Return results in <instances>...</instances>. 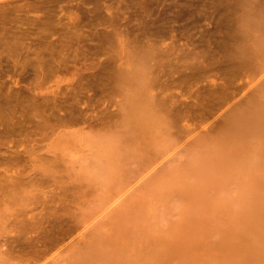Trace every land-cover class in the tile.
I'll return each mask as SVG.
<instances>
[{"label": "rangeland", "instance_id": "obj_1", "mask_svg": "<svg viewBox=\"0 0 264 264\" xmlns=\"http://www.w3.org/2000/svg\"><path fill=\"white\" fill-rule=\"evenodd\" d=\"M43 1L53 51L0 43V264H264V0Z\"/></svg>", "mask_w": 264, "mask_h": 264}, {"label": "bare ground", "instance_id": "obj_2", "mask_svg": "<svg viewBox=\"0 0 264 264\" xmlns=\"http://www.w3.org/2000/svg\"><path fill=\"white\" fill-rule=\"evenodd\" d=\"M6 1V0H5ZM12 1V0H11ZM36 1H38L40 4H41V2L43 1H41V0H36ZM36 1H31V3H24L23 5H19V4H10L11 2H5V3H0V43L1 44H4V46H5V48L7 47V49L8 50H12V51H14L15 49L17 50V48L20 50V47L21 46H24L23 47V49H21L20 51H25L26 53H30V52H32L33 51V53L35 52V54H37L38 52L39 53H41V55H45V53H43L44 51H46V50H48V49H51L49 46L50 45H52L53 43H54V41H51V44H50V40H47V37H49V35L48 34H50V33H48L49 32V30H48V26H51L52 25V27H54L53 26V24H56L57 25V21H56V23L54 22L55 21V18L52 20V18H53V14H51V9H48V7L47 8H45L44 10H45V14H43V16H40V17H36V18H32V17H29L30 15H28V12L30 11V10H32L34 7V5H35V7H37L36 5H38V4H35V2ZM41 1V2H40ZM95 1V0H94ZM106 1V0H105ZM115 1H117V0H115ZM150 1V0H149ZM152 1H155V0H152ZM158 1V0H157ZM163 1H165V0H163ZM169 1V0H168ZM168 1H166V2H168ZM207 1V0H206ZM240 1V0H239ZM253 1V0H252ZM256 1V0H255ZM24 2H26V1H24ZM29 2V1H28ZM44 2V1H43ZM42 2V3H43ZM45 2H46V4L49 2V0H45ZM138 2V1H137ZM156 2V1H155ZM154 2V3H155ZM165 2V3H166ZM173 2V1H172ZM194 2V1H193ZM209 2H211V1H209ZM222 2V1H221ZM226 2H227V0H226ZM234 2V1H233ZM13 3V2H12ZM109 3V2H108ZM161 3V2H160ZM190 3V2H189ZM230 3V2H229ZM235 3V2H234ZM239 3V2H238ZM95 4H97L96 2H95ZM110 4V3H109ZM123 4H126V3H123ZM147 4H148V1H147ZM146 4V5H147ZM158 4V3H157ZM168 4V3H167ZM176 4V3H175ZM186 4H188L187 2L186 3H184V5H186ZM210 4H212V3H210ZM231 4V3H230ZM256 4H258V3H256ZM8 5H12V7H7ZM17 5V6H16ZM45 5V4H44ZM106 5V4H105ZM120 5V4H119ZM122 5V4H121ZM150 5V4H149ZM163 5H165V4H163ZM178 5V4H177ZM182 5V4H181ZM180 5V6H181ZM188 5H190V4H188ZM232 5V4H231ZM39 6V5H38ZM41 6V5H40ZM43 6V5H42ZM129 6V5H128ZM148 6V5H147ZM167 6V5H166ZM170 6H172V5H170ZM207 6V5H206ZM33 7V8H32ZM93 7V6H92ZM107 7V6H106ZM122 7H123V5H122ZM143 7V6H142ZM174 7H176L175 5H174ZM201 7V6H200ZM228 7H230V5L228 6ZM234 7H237V4L234 6ZM234 7H232V8H234ZM39 7H37V9H38ZM50 8H51V6H50ZM105 8V7H104ZM124 8H126V6L124 7ZM134 8V7H133ZM161 8V7H160ZM190 8H191V6H190ZM207 8V7H206ZM35 9V8H34ZM40 9H42V8H40ZM47 9H48V11H47ZM189 9V8H188ZM204 9V8H203ZM91 10V9H90ZM109 10V9H108ZM116 10H118V9H116ZM115 10V11H116ZM134 10V9H133ZM152 10V9H151ZM185 10V9H184ZM190 10V9H189ZM253 10V9H252ZM110 11V10H109ZM135 11L137 12V10L135 9ZM249 11V10H248ZM251 11V10H250ZM255 11V10H254ZM253 11V12H254ZM44 12V11H43ZM53 12V11H52ZM90 12V11H89ZM92 12V11H91ZM95 12L96 11H94L93 13L95 14ZM139 13V12H138ZM146 13V12H145ZM177 13V12H176ZM192 13V12H191ZM100 14V13H99ZM98 14V15H99ZM150 14V13H149ZM102 15V14H101ZM137 15V14H136ZM198 15V14H197ZM249 14H247L246 16H248ZM106 16V15H105ZM143 16V15H142ZM145 16H148V14L147 15H145ZM178 16V15H177ZM208 16V15H207ZM254 16V15H253ZM56 17V16H55ZM104 17V16H103ZM112 18H113V16H111ZM150 17V16H149ZM194 17H195V15H194ZM199 17V16H198ZM252 17V16H251ZM105 18V17H104ZM137 18V17H136ZM231 18V17H230ZM246 18V17H245ZM156 19V18H155ZM191 19H193V18H191ZM218 19H219V17H218ZM246 19H250V17L249 18H246ZM251 19H255V18H251ZM250 19V20H251ZM57 20V19H56ZM115 20H116V18H115ZM169 20V19H168ZM194 20V19H193ZM198 20V19H197ZM220 20V19H219ZM256 20V19H255ZM96 21V20H95ZM117 22L118 21H121V20H116ZM125 21H127V20H125ZM138 21V20H137ZM187 21H189L188 19H187ZM52 22H54L53 24H51L50 25V23H52ZM61 22V21H60ZM60 22L58 21V24H60ZM183 21H181V23H182ZM228 22V21H227ZM252 22V21H251ZM23 23H25V24H27L28 26H30L31 25V30H32V28H35V31L33 30V33L30 31V33L28 32V33H25L26 31H28V30H26V29H24V30H22V28H24V27H22V25L24 26L25 24H23ZM93 24H94V22H92ZM106 23V22H105ZM112 23V22H111ZM129 23H131V22H129ZM174 23H176L175 21H174ZM180 23V24H181ZM189 23H191V22H189ZM229 23V22H228ZM70 24V23H69ZM91 24V23H90ZM97 24V23H96ZM123 24V23H122ZM132 24V23H131ZM199 24V23H198ZM26 25V26H27ZM55 25V26H56ZM62 25H64V24H62ZM66 25V24H65ZM75 25H77V24H74V26ZM89 25V24H88ZM106 25H109L110 26V24H106ZM119 25V24H118ZM127 25V24H126ZM132 25H134V24H132ZM136 25V24H135ZM58 26V25H57ZM74 26H71V28H73ZM174 26V25H173ZM182 26V25H181ZM252 26V25H251ZM70 27V26H69ZM107 27V26H106ZM127 27V26H126ZM132 27V26H131ZM136 27V26H135ZM38 28V29H37ZM115 28V27H114ZM129 28V27H128ZM134 28V27H133ZM137 28V27H136ZM168 28V27H167ZM183 28V27H182ZM27 29H29V28H27ZM37 29V30H36ZM75 29V28H74ZM112 29V28H111ZM24 31V32H22V31ZM26 30V31H25ZM108 30H110L109 28L107 29V31ZM133 30H135V28L133 29ZM182 30V29H181ZM227 30H229V29H227ZM232 30V29H231ZM38 31V32H37ZM77 30H75V32H76ZM115 31H116V29H115ZM147 30H145V32H146ZM171 32L173 31H176V30H170ZM183 31V30H182ZM201 31V30H200ZM65 32V31H64ZM70 32V31H69ZM91 32V31H90ZM109 32V31H108ZM121 32V31H120ZM122 32H124L125 33V31H122ZM138 32H139V30H138ZM172 32V33H173ZM194 32H195V30H194ZM193 32V33H194ZM197 32H198V30H196V34H197ZM48 33V34H47ZM53 33V32H52ZM55 33V32H54ZM79 33V32H78ZM103 33V32H102ZM105 33V32H104ZM132 33V32H131ZM143 33V32H142ZM175 33V32H174ZM229 33V32H228ZM231 33V32H230ZM235 33V32H234ZM31 34V35H30ZM57 34V36H58V33H56ZM97 34V33H96ZM113 34H114V32H113ZM135 34V33H134ZM134 34H133V36H134ZM138 34V33H137ZM195 34V33H194ZM193 34V35H194ZM203 34H205V32L203 33ZM232 34V33H231ZM48 35V36H47ZM62 35V34H61ZM121 35V34H120ZM131 35V34H130ZM139 35V34H138ZM158 36H159V34H157ZM171 35V34H170ZM174 35V34H173ZM177 35V34H176ZM188 35V34H187ZM186 35V36H187ZM211 35V34H210ZM51 36V35H50ZM128 36V35H127ZM148 36V35H147ZM147 36H145V38L147 37ZM155 36V35H154ZM183 36H184V34H183ZM195 36V35H194ZM201 36V35H200ZM230 36V35H229ZM81 37V36H80ZM98 37V36H97ZM102 37V36H101ZM120 37V36H119ZM124 37V35L121 37L122 39H124L123 38ZM130 37V36H129ZM143 37V36H142ZM166 37V36H165ZM171 37V36H170ZM173 37V36H172ZM176 37V36H175ZM258 37V36H257ZM260 37V36H259ZM115 38H116V36H115ZM137 38V37H136ZM155 38V37H154ZM162 38H164V36H162ZM167 38H168V36H167ZM186 38L187 37H185V40H186ZM25 39H31V40H28L29 42L30 41H32V43H34V45L35 46H37V48H38V50H37V48L35 47V46H33V47H35V48H32L30 45H31V43H30V45H28V44H26L27 42V40L25 41ZM65 38H63V40H64ZM90 39V38H89ZM149 39H150V37H149ZM160 39V38H159ZM159 39H157V40H159ZM166 39V38H165ZM164 39V40H165ZM179 39H182L181 37L179 38ZM202 39V38H201ZM229 39V38H228ZM232 39V38H231ZM234 39V38H233ZM259 39H261V38H259ZM62 40V41H63ZM75 40V39H74ZM116 41H118V39L116 38L115 39ZM141 40H143V39H141ZM147 40V39H146ZM155 40V39H154ZM153 40V41H154ZM156 40V41H157ZM168 40V39H167ZM170 40H172V39H170ZM196 40V39H195ZM205 40V39H204ZM223 40V39H222ZM48 41V42H47ZM69 41H72V39L71 40H69ZM77 41V40H76ZM137 41V40H136ZM135 41V42H136ZM148 41V40H147ZM150 41V40H149ZM163 40L161 39L159 42H162ZM175 41V40H174ZM199 41V40H198ZM21 42L24 44H21ZM53 42V43H52ZM61 42V41H60ZM125 42V41H124ZM140 42V41H139ZM143 42V41H142ZM151 42V41H150ZM192 42H194V41H192ZM204 42V41H203ZM220 42H221V40H220ZM224 42H225V40H224ZM62 43V42H61ZM73 43V42H72ZM72 43H70V44H72ZM117 43V42H116ZM115 43V44H116ZM165 43V42H164ZM170 43V42H169ZM195 43V42H194ZM225 43H227V42H225ZM232 43V42H231ZM25 44H26V46H25ZM49 44V45H48ZM54 44H56V43H54ZM67 44V43H66ZM119 44V43H118ZM122 44V43H121ZM121 44H119V46H121ZM146 44V43H145ZM155 44H156V42H155ZM187 44H189V43H187ZM198 44H200V43H198ZM58 45V44H57ZM94 45V44H93ZM100 45H102V44H100ZM165 45V44H164ZM171 45V44H170ZM227 45V44H226ZM232 45H234V44H232ZM1 46V45H0ZM3 46V45H2ZM3 46V47H4ZM28 46V47H27ZM53 46V45H52ZM61 46V45H60ZM107 46V45H106ZM123 46V45H122ZM152 46H154V45H152ZM174 46V45H173ZM206 46H208V43H207V45H205V47ZM25 47H27V48H25ZM77 47H79V46H77ZM108 47V46H107ZM123 47H126L125 45L123 46ZM139 47H140V45H139ZM201 47H202V45H201ZM22 48V47H21ZM53 48H54V46L52 47V51H53ZM80 49H82V47H79ZM78 48V49H79ZM98 48V47H97ZM129 48V47H128ZM148 48V47H147ZM164 48V47H163ZM167 48V47H166ZM194 49L195 48H197L196 46L195 47H193ZM237 48V47H236ZM2 48H0V52L2 51L3 52V50L4 49H2ZM36 49V50H35ZM57 49V48H56ZM102 49V48H101ZM104 49V48H103ZM110 49V48H109ZM135 49H137V48H133L132 50H135ZM150 49V48H149ZM148 49V50H149ZM152 50H153V48H151ZM165 49V48H164ZM231 49V48H230ZM8 50L7 51H5V52H8ZM15 50V51H16ZM58 50V49H57ZM147 50V49H146ZM151 50V51H152ZM192 51H193V49H191ZM212 50V49H211ZM229 50V49H228ZM49 51V50H48ZM56 51V50H55ZM78 51V50H77ZM80 51V50H79ZM109 51V50H108ZM128 51L130 52L131 50H130V48L128 49ZM140 51H144V50H140ZM160 51H161V48H160ZM169 51V50H168ZM177 51H178V49H177ZM195 51V50H194ZM218 51V50H217ZM216 51V52H217ZM237 51H238V49H237ZM244 52H246L245 50H243ZM249 51V50H248ZM247 51V52H248ZM5 52L4 53H2V54H5ZM19 52V51H18ZM60 52V51H59ZM134 52V51H133ZM146 52V51H145ZM144 52V53H145ZM240 52H242V51H238V53H240ZM14 54H16L17 52H13ZM21 54H22V52H20ZM32 53V54H33ZM43 53V54H42ZM53 53H55V52H53ZM134 53H139V52H134ZM150 53V52H149ZM151 53H153V52H151ZM173 53H175V52H173ZM235 53V52H234ZM14 54H13V56H14ZM25 54V53H24ZM23 54V55H24ZM34 54V55H35ZM155 54V53H154ZM160 54H162L161 52H160ZM178 54V53H177ZM229 54H231L230 56H232V53H229ZM1 55V54H0ZM10 55V54H9ZM17 55V54H16ZM19 55V54H18ZM38 55V54H37ZM58 55V54H57ZM142 55V54H141ZM148 55V54H147ZM153 55V54H152ZM159 55V54H158ZM164 55H166V54H164ZM237 55V54H236ZM240 55L241 54H239V56L238 57H240ZM36 56V55H35ZM60 56V55H59ZM127 56V55H126ZM143 56H146V54L144 55L143 54ZM150 55H148L147 57H149ZM155 56V55H154ZM8 57V56H7ZM33 57V56H32ZM39 57V56H38ZM38 57H36L37 59H39V60H41L42 61V59H40V57L38 58ZM42 57V56H41ZM50 57V56H49ZM52 57H55L54 55L52 56ZM168 57H170V60H172L171 59V57H173V56H168ZM10 58V57H9ZM44 58V57H43ZM46 58V57H45ZM59 58V57H58ZM110 58V57H109ZM127 58V57H126ZM132 58H133V56H132ZM150 59L151 58H153L152 56L151 57H149ZM166 58V57H165ZM210 58H211V56H210ZM242 58V55H241V57L239 58L240 60H241V62H243L242 60L243 59H241ZM14 59V58H13ZM22 59V58H21ZM35 59V58H34ZM148 59V58H147ZM154 59H155V57H154ZM154 59H152V60H154ZM167 59V58H166ZM212 59V58H211ZM230 59V58H229ZM232 59H233V57H232ZM231 59V60H232ZM239 59H237V61H240ZM12 60V59H11ZM10 60V61H11ZM44 60V59H43ZM48 60V59H47ZM61 60V59H60ZM124 60V59H123ZM133 60H134V58H133ZM218 60H220V59H218ZM225 60H228V59H225ZM13 61H15V60H13ZM22 61V60H21ZM37 60H35V62H36ZM131 61V60H130ZM155 61H156V59H155ZM175 61V60H174ZM216 61V60H215ZM233 61H235V59H233L232 61H227V62H232L231 64L233 65ZM235 62L234 64H236V63H238V62ZM26 62V61H25ZM40 61H38V62H36V63H39ZM50 62H52L51 60H50ZM59 62V61H58ZM64 62V61H63ZM139 62H140V60H139ZM139 62H136V65H138L139 64ZM150 62V61H149ZM41 63V62H40ZM45 63V62H44ZM60 63V62H59ZM109 63V62H108ZM152 62H150L149 63V65H147V66H149L150 67V64H151ZM172 63H174V62H172ZM215 63H217V62H215ZM223 63H225V62H223ZM222 63V64H223ZM245 63V62H244ZM15 64V63H14ZM20 64V63H19ZM25 64V63H24ZM29 64V63H28ZM32 64V63H31ZM48 64H50V63H48ZM55 64V63H54ZM121 64V63H120ZM147 64V63H146ZM146 64H144V65H146ZM177 64H178V62H177ZM230 64V65H231ZM240 63H238V65H239ZM53 65V64H52ZM56 65V64H55ZM130 65V64H129ZM131 65H133V64H131ZM144 65H142V66H144ZM170 65H172V64H170ZM188 65V64H187ZM193 65H195L194 63H193ZM202 65V64H201ZM225 65H227V64H225ZM243 65H245V64H240V66L239 67H241V66H243ZM19 66V65H18ZM34 66V65H33ZM33 66H32V68H33ZM42 66H45V64H43ZM40 67V68H44V67ZM108 66H111V65H108ZM127 66V64L124 66V67H126ZM153 66V65H152ZM191 66V65H190ZM200 66V65H199ZM212 66V65H211ZM210 66V67H211ZM221 66V65H220ZM46 67V66H45ZM145 67V66H144ZM153 67H155V66H153ZM188 66H186V68H187ZM192 67H194V66H192ZM233 67H235V66H233ZM238 67V66H237ZM37 68V67H36ZM128 68H133V67H131V66H129ZM138 68V67H137ZM141 68V67H140ZM177 68H178V66H177ZM190 68V67H189ZM195 68H197V67H195ZM202 68V67H201ZM216 67H214V69H215ZM236 68V67H235ZM242 68H244V66L243 67H241V70H242ZM23 69V68H22ZM104 69V68H103ZM107 69V68H106ZM124 69V68H123ZM135 69V68H134ZM134 69H132V71L134 70ZM234 69V68H233ZM41 70V69H40ZM109 70H110V68H109ZM128 70V69H127ZM126 70V71H127ZM139 70H143V68L142 69H139ZM138 70V71H139ZM202 70V69H201ZM204 70V69H203ZM220 70V69H219ZM238 70V69H237ZM241 70H239V71H241ZM244 70V69H243ZM54 71V70H53ZM101 71H103V70H101ZM192 71V70H191ZM200 71V70H199ZM218 71V70H217ZM236 71V70H235ZM121 72V71H120ZM143 72V71H142ZM238 72V71H237ZM34 73V72H33ZM36 73V72H35ZM101 73V72H100ZM132 73V72H131ZM144 73V72H143ZM231 73V72H230ZM102 74V73H101ZM105 74H107V72L105 73ZM125 74H128V76L130 77L131 75H133V74H130L129 72L128 73H125ZM130 74V75H129ZM145 74V73H144ZM148 74V73H147ZM147 74H145V75H147ZM219 74V73H218ZM234 74V73H233ZM238 74H240V72L238 73ZM122 75V74H121ZM136 75H138L139 76V73H136ZM142 75L143 74H141V76H139V77H142ZM151 75V74H150ZM45 76V75H44ZM99 76H101V75H99ZM107 76V75H106ZM148 76V75H147ZM95 77V76H94ZM105 77V76H104ZM145 77V76H144ZM144 77H142V78H144ZM230 77H231V75H230ZM230 77H228V79L230 78ZM236 77V76H235ZM34 78V77H33ZM100 78V77H99ZM113 78V77H112ZM125 78V77H124ZM150 78V77H149ZM40 79H42V78H40ZM103 79V78H102ZM122 79V78H121ZM130 79V78H129ZM135 79H137L138 80V78H137V76H136V78ZM139 79H141V78H139ZM39 80V79H38ZM113 80V79H112ZM123 80V79H122ZM122 80H119L118 81V83H121V81ZM125 80V79H124ZM126 81H128V78L126 79ZM126 81L125 82H122V83H126ZM134 81V80H133ZM146 81V80H145ZM151 81H154V79H152ZM35 82H36V79H35ZM104 82V81H103ZM102 82V83H103ZM111 83V82H110ZM115 83V82H114ZM128 83V82H127ZM116 84V83H115ZM129 84V83H128ZM224 84V83H223ZM36 85V84H35ZM109 85V84H108ZM119 85V84H118ZM117 85V86H118ZM144 85V84H143ZM177 85V84H176ZM104 86V85H103ZM121 86V85H120ZM122 88H124L125 86H124V84H122ZM127 87H130L129 85H126ZM223 86V85H222ZM105 87V86H104ZM224 87V86H223ZM228 87V86H227ZM30 88H33V87H30ZM35 88V87H34ZM128 89V88H127ZM227 89V88H226ZM150 91H148V92H151L152 93V91H151V89H149ZM147 92V91H146ZM224 92V94H225V91H222V93ZM27 94V93H26ZM25 94V95H26ZM34 94V93H33ZM37 94V93H36ZM41 94V93H40ZM148 94V93H147ZM228 94H231V93H229L228 92ZM149 96H151L150 94H148ZM157 95V94H156ZM225 95H227V94H225ZM222 96V95H221ZM232 96V95H231ZM19 97V96H18ZM22 97V96H21ZM38 98H40V97H38ZM157 98H159V96L157 97ZM21 99H23V97L21 98ZM19 100V99H18ZM25 100V99H24ZM28 100V99H27ZM31 101H32V99H30ZM34 100V99H33ZM135 100V99H134ZM151 100V99H150ZM223 100V99H222ZM8 101V100H7ZM12 101V100H11ZM153 101V100H152ZM19 102V101H18ZM22 102V101H21ZM20 102V103H21ZM10 103V102H9ZM9 103H7V104H9ZM30 103V102H29ZM34 104L36 103V102H33ZM142 104H143V102H141ZM2 104V103H1ZM39 104V103H38ZM38 104H36V105H38ZM41 104L43 105V102H41ZM141 104V105H142ZM146 104H147V102H146ZM145 104V105H146ZM17 105V104H16ZM21 105V104H20ZM30 105V104H29ZM140 105V106H141ZM152 105V104H151ZM155 105V104H154ZM18 106V105H17ZM24 106V105H23ZM22 106V107H23ZM153 106V105H152ZM2 107H4V106H2L1 105V108ZM7 107V106H6ZM12 107V106H11ZM39 107V106H38ZM44 107V106H43ZM141 107H144V106H141ZM52 108H53V106H52ZM7 109V108H6ZM13 109V108H12ZM150 109V108H149ZM14 110V109H13ZM141 110V109H140ZM142 110H144V108L142 109ZM151 110V109H150ZM6 112V111H5ZM13 112V111H12ZM24 112H25V110H24ZM145 112V111H144ZM151 112H152V110H151ZM35 113V112H34ZM45 113V112H44ZM146 113V112H145ZM154 113V112H153ZM29 114L31 115L32 113H30L29 112ZM152 114V113H151ZM35 115V114H34ZM11 116V115H10ZM14 117V116H13ZM27 117V116H26ZM41 117H44V115L43 116H41ZM148 117V116H147ZM151 117H153V116H151ZM155 117V116H154ZM48 118V117H47ZM23 119V118H22ZM41 119H44V118H40L39 119V123H43L44 124V122H42L41 121ZM44 120H46V119H44ZM43 120V121H44ZM29 121V120H28ZM34 121V120H33ZM19 122V121H18ZM258 125V124H257ZM18 126V125H17ZM40 126H41V124H40ZM19 127V126H18ZM45 127H46V125H45ZM250 127V126H249ZM248 128V127H247ZM250 129V128H249ZM27 131V130H26ZM35 131V130H34ZM37 132V131H36ZM35 133V132H34ZM38 134V133H37ZM41 134V133H40ZM6 159H8V158H6ZM1 162H2V160H1ZM15 163V162H14ZM12 165V164H11ZM1 168V167H0ZM5 168V167H4ZM5 172H6V170H4ZM8 171V170H7ZM12 174V173H11ZM11 174H5V175H11ZM13 174H15V173H13ZM20 175V174H19ZM14 176V175H13ZM9 179V178H8ZM5 185V184H4ZM1 186V185H0ZM56 209H59V208H56ZM257 210L258 209H256V213L255 214H257ZM253 213V212H252ZM263 213H261V215H262ZM260 215V214H259ZM259 215H257V216H259ZM257 216L255 215V217L257 218ZM261 218L263 217V216H260ZM253 217H251L250 219H252ZM260 218V219H261ZM24 219H25V216H24ZM259 219V220H260ZM249 221V220H248ZM251 221H254V220H251ZM262 221H264V220H261L260 222L262 223ZM247 223V222H246ZM249 223V222H248ZM22 223H20V225H21ZM250 225V224H249ZM249 225H248V227H249ZM253 225V224H252ZM259 225V224H258ZM257 225V226H258ZM261 225V224H260ZM263 225V224H262ZM251 227V226H250ZM254 228H255V225H254ZM262 229H263V227H261ZM258 229V228H257ZM260 229V228H259ZM253 230H255V229H253ZM261 230V229H260ZM257 232V231H256ZM264 232V231H263ZM251 233H253V232H251ZM261 233V232H260ZM260 233H258V234H260ZM254 234V233H253ZM252 235V234H251ZM250 236V235H249ZM257 236V235H256ZM251 237L252 236H250L249 238L251 239ZM257 237H259V236H257ZM256 237V238H257ZM247 238V237H246ZM254 238V237H253ZM246 240V239H245ZM247 240H249V239H247ZM258 240H259V238H258ZM260 240H263V239H260ZM257 241V240H256ZM248 243V242H247ZM256 243V242H255ZM258 243V242H257ZM242 244V243H241ZM249 244L250 245H252L250 242H249ZM264 244V243H263ZM254 245V244H253ZM252 245V249H257L258 247H256L257 246V244H255L256 246L254 247ZM263 246V245H262ZM249 249H251V248H249ZM258 249H260V247L258 248ZM262 251H264V248H263V250H259V252H262ZM255 252V251H254ZM258 252V253H259ZM248 253V252H247ZM246 253V254H247ZM251 253V252H250ZM257 253V254H258ZM250 255V254H249ZM254 255V254H253ZM248 256V255H247ZM257 256H262V254H259V255H257ZM253 257V256H252ZM263 257V256H262ZM249 259V258H248ZM259 259V258H258ZM262 261V260H261ZM254 262V261H253ZM258 262H260V261H257V263ZM251 263V262H250ZM256 263V262H255ZM253 264V263H252Z\"/></svg>", "mask_w": 264, "mask_h": 264}]
</instances>
